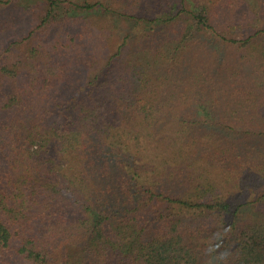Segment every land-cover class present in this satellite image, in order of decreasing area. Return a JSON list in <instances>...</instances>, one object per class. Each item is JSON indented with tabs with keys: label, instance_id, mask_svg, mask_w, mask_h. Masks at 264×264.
I'll return each mask as SVG.
<instances>
[{
	"label": "trees",
	"instance_id": "trees-1",
	"mask_svg": "<svg viewBox=\"0 0 264 264\" xmlns=\"http://www.w3.org/2000/svg\"><path fill=\"white\" fill-rule=\"evenodd\" d=\"M209 243L264 264V0H0V264Z\"/></svg>",
	"mask_w": 264,
	"mask_h": 264
},
{
	"label": "clouds",
	"instance_id": "clouds-1",
	"mask_svg": "<svg viewBox=\"0 0 264 264\" xmlns=\"http://www.w3.org/2000/svg\"><path fill=\"white\" fill-rule=\"evenodd\" d=\"M226 234H227V232L225 230V232H223V233H217L216 236H217V238H219V237L224 236ZM217 249H218V245H214L212 243H209V246L207 248V252L209 254L216 253V255L211 256L208 264H215L216 261H224L225 264H227L226 254L224 252H218Z\"/></svg>",
	"mask_w": 264,
	"mask_h": 264
}]
</instances>
